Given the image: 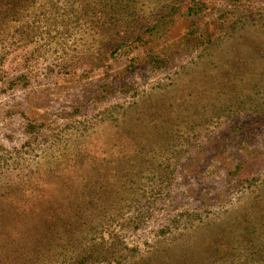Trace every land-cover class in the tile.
<instances>
[{"label": "rangeland", "instance_id": "1", "mask_svg": "<svg viewBox=\"0 0 264 264\" xmlns=\"http://www.w3.org/2000/svg\"><path fill=\"white\" fill-rule=\"evenodd\" d=\"M0 264H264V0H0Z\"/></svg>", "mask_w": 264, "mask_h": 264}, {"label": "trees", "instance_id": "2", "mask_svg": "<svg viewBox=\"0 0 264 264\" xmlns=\"http://www.w3.org/2000/svg\"><path fill=\"white\" fill-rule=\"evenodd\" d=\"M134 39H138V36H136ZM115 51H116V49H114L113 51H111L110 54H112V53L114 54Z\"/></svg>", "mask_w": 264, "mask_h": 264}]
</instances>
